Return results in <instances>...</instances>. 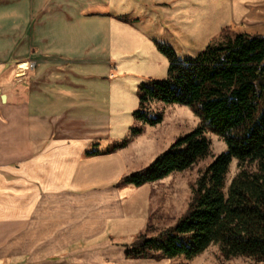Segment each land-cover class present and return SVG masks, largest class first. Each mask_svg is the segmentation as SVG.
Segmentation results:
<instances>
[{
  "label": "crops",
  "instance_id": "1",
  "mask_svg": "<svg viewBox=\"0 0 264 264\" xmlns=\"http://www.w3.org/2000/svg\"><path fill=\"white\" fill-rule=\"evenodd\" d=\"M238 33L264 35V0H0V264L164 263L106 240L71 250L145 225L148 184L116 186L135 138L87 153L122 143L131 84L167 77L157 37L191 59ZM135 191L138 220L123 203Z\"/></svg>",
  "mask_w": 264,
  "mask_h": 264
},
{
  "label": "trees",
  "instance_id": "2",
  "mask_svg": "<svg viewBox=\"0 0 264 264\" xmlns=\"http://www.w3.org/2000/svg\"><path fill=\"white\" fill-rule=\"evenodd\" d=\"M156 46L169 61L167 77L140 84L135 119L150 126L162 123V114L146 108L159 101L190 107L202 124L116 186L138 188L205 159L211 150L205 126L223 139L226 150L198 179L186 213L158 236L140 234L125 256L183 258L185 262L174 264H189L210 246L218 245L225 260L241 257L249 264L264 263V35L238 33L183 60L171 46ZM141 133L140 128H133L120 145L87 156L111 153ZM234 160L241 169L227 186Z\"/></svg>",
  "mask_w": 264,
  "mask_h": 264
},
{
  "label": "rangeland",
  "instance_id": "3",
  "mask_svg": "<svg viewBox=\"0 0 264 264\" xmlns=\"http://www.w3.org/2000/svg\"><path fill=\"white\" fill-rule=\"evenodd\" d=\"M143 6L151 10V6L145 4L142 1ZM139 10V9H137ZM161 14V12H159ZM132 16L140 18L141 14L138 11H132ZM151 17H149L150 22ZM143 20V19H142ZM145 23L148 19L144 17ZM148 22V23H149ZM149 28H151L150 24ZM149 34H153L152 30H148ZM160 43H168L177 53L179 59L189 58L190 55L181 52L175 39L172 37H157ZM163 40V42L161 41ZM171 43V44H170ZM195 56V55H194ZM32 69L31 65L27 66ZM166 76L158 75L161 79ZM144 80H147L146 78ZM141 83L131 84L130 90L132 95L127 99L124 112L121 116V124L119 126L120 142H123L130 136L131 128H140L142 130L143 139L134 137L133 145L126 151L125 161L126 167L124 169V175L132 172H137L148 166L157 156L167 151L170 146L180 137L192 132L198 126L202 124L201 118L196 115L190 107L178 104L166 105L159 101H152L146 108L148 110L160 113L163 116L162 123L156 126H150L137 121L134 117V111L139 108V86ZM126 132V135H124ZM205 135L211 143L210 154L191 168L171 174L170 176L154 182L149 183L144 189L146 205L143 208V217L145 219V225L134 232H128L125 236H109L105 234L103 237H95L91 240L85 239L81 243L74 245L71 250L78 249L80 247L93 244L98 241L106 240L112 246H116L126 251L130 247L136 238L140 234H145L147 237L158 236L164 230L173 226L187 211L189 203L193 196V191L196 187L197 181L203 174L205 169L214 161V159L226 150V145L223 139L218 136L210 127L205 126ZM141 139V140H140ZM132 141V140H131ZM131 141L129 143H131ZM128 143V144H129ZM241 169L239 161L234 160L229 167L227 174V186L231 180L238 174ZM116 180L112 181L108 186H115ZM117 185V184H116ZM141 193L135 191L132 195H126L123 201L124 208L126 209L129 217L135 215L136 219L139 218V206L141 202ZM134 195V196H133ZM133 196V197H132ZM132 197V198H131ZM131 199V202H130ZM133 199V200H132ZM140 199V200H139ZM135 200V201H134ZM139 200V201H138ZM131 222V221H129ZM59 254L52 260H61L65 256L70 255L72 251ZM129 259V258H128ZM47 260V259H45ZM164 263L158 264H174L185 262L183 258L175 260L162 259ZM162 260H154L155 262H163ZM250 261L246 258H233L225 260L220 252L218 245L210 246L202 255L196 257L189 264H248ZM138 264V263H137Z\"/></svg>",
  "mask_w": 264,
  "mask_h": 264
},
{
  "label": "water",
  "instance_id": "4",
  "mask_svg": "<svg viewBox=\"0 0 264 264\" xmlns=\"http://www.w3.org/2000/svg\"><path fill=\"white\" fill-rule=\"evenodd\" d=\"M2 99H3V101H4V102L6 101V98H5V96H2Z\"/></svg>",
  "mask_w": 264,
  "mask_h": 264
},
{
  "label": "bare ground",
  "instance_id": "5",
  "mask_svg": "<svg viewBox=\"0 0 264 264\" xmlns=\"http://www.w3.org/2000/svg\"><path fill=\"white\" fill-rule=\"evenodd\" d=\"M24 67L26 68V65H21V66H20V68H24Z\"/></svg>",
  "mask_w": 264,
  "mask_h": 264
},
{
  "label": "built area",
  "instance_id": "6",
  "mask_svg": "<svg viewBox=\"0 0 264 264\" xmlns=\"http://www.w3.org/2000/svg\"><path fill=\"white\" fill-rule=\"evenodd\" d=\"M31 67H34V65H33V64H31Z\"/></svg>",
  "mask_w": 264,
  "mask_h": 264
}]
</instances>
